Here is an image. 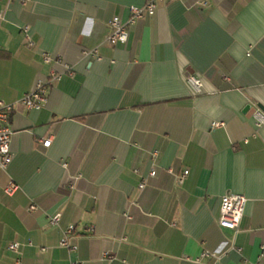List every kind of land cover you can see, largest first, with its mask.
Returning <instances> with one entry per match:
<instances>
[{
  "label": "crops",
  "instance_id": "1",
  "mask_svg": "<svg viewBox=\"0 0 264 264\" xmlns=\"http://www.w3.org/2000/svg\"><path fill=\"white\" fill-rule=\"evenodd\" d=\"M145 2L0 0V103L13 105L0 264H264V0H163L126 44L106 43L109 20ZM64 65L73 74L28 110L23 95ZM227 192L247 199L235 231L218 222ZM69 225L74 251L60 245Z\"/></svg>",
  "mask_w": 264,
  "mask_h": 264
},
{
  "label": "built area",
  "instance_id": "2",
  "mask_svg": "<svg viewBox=\"0 0 264 264\" xmlns=\"http://www.w3.org/2000/svg\"><path fill=\"white\" fill-rule=\"evenodd\" d=\"M163 0H146L143 6H131L129 9V16L127 20H122L119 16H114L108 22V27L110 29L105 42L115 46L118 44H126L129 39V29L131 26L136 24L138 21L144 19L147 16H152L158 5ZM2 16L0 15V19ZM83 56L85 57H95L100 59L101 56L98 53V49L85 50L83 51ZM43 62L46 64L62 63V60L55 57L49 53L43 55ZM65 71L60 72L55 68H52L46 77V79H39L36 82L34 89L23 95L20 102L28 110H41L48 98L50 88L58 82L62 76L66 73L68 75L73 74V70L68 65H64ZM186 84L195 94H200L204 91V83L200 76L194 73H188L185 78ZM13 110V105L0 103V172L6 171L8 166L11 164L13 155L11 151V141H12V128L10 125V114ZM252 119L256 128L264 127V112L257 108L252 114ZM223 122H212L211 128H218L223 126ZM43 146L47 147L51 143L50 138L41 140ZM154 156L158 154V151H153ZM155 170L150 172V176H154ZM189 171L184 170L177 177L179 183H182L187 177ZM145 187V182L140 184V188ZM18 189V185L14 181H10L8 185L4 188V192L7 195H13V193ZM247 199L244 195L227 192L221 196L220 199V214H219V225L223 228L230 230H237L240 223L244 217ZM29 210L35 212L38 210V206L32 203L29 206ZM61 212H57L49 217V223L52 226H57L61 219ZM76 231L75 225H69L63 232V237L60 241V245L70 251L76 250V247L72 243V237ZM92 227H88L84 232H92ZM8 248L18 254H20V245L18 243L9 244ZM104 258H113L109 253L105 252L103 254ZM204 257H218L216 252H204L202 254ZM20 258L16 259V264H20ZM197 264H200V260L196 259ZM72 264H83L81 262H72Z\"/></svg>",
  "mask_w": 264,
  "mask_h": 264
}]
</instances>
